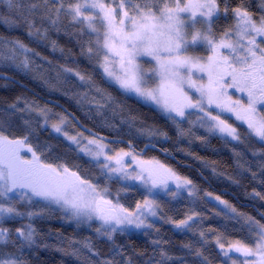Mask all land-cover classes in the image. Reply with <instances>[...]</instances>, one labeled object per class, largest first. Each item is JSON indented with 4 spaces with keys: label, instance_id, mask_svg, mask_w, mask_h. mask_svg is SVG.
Wrapping results in <instances>:
<instances>
[{
    "label": "snow or ice",
    "instance_id": "1",
    "mask_svg": "<svg viewBox=\"0 0 264 264\" xmlns=\"http://www.w3.org/2000/svg\"><path fill=\"white\" fill-rule=\"evenodd\" d=\"M0 4L9 13L0 15V22L25 29L27 36L37 41H48L53 50L57 43L50 40V32L73 35L81 55L95 61L109 84L155 105L176 126L179 136L191 133V128L186 133L181 125V121H187L243 143L238 127L225 115L230 114L246 125L250 137L264 145V0H0ZM220 24L223 27L217 31ZM33 56L47 59L19 38L0 36V63L11 62L28 70L35 64ZM63 71L78 77L105 101L101 103L95 96L89 100V93L84 92L78 103L94 101L99 110L113 102V97L87 73L69 67ZM20 103L18 97L0 110V264H27L23 250L40 247V234L31 220L44 215L45 207L56 206L66 214L62 218L74 220L77 226L100 221L97 235L112 241L117 231L154 228L149 218L159 219L163 212L157 190L173 198L182 189L196 196L193 182L158 158H145L131 144L127 150L114 146L91 129L87 135L83 130L69 132V127L75 129L76 125L68 115L34 102L24 101L23 107L18 106ZM18 113L17 122L14 117ZM194 115L195 121L191 119ZM48 127L89 158L92 167L100 170L103 186L99 177L83 175L79 165L49 157L51 145L35 142L38 129ZM146 134L168 138L167 133L153 129H147ZM252 155L264 156V152L253 151ZM117 178L135 181L145 190L134 210L120 203L119 192L116 199L110 198L107 182ZM130 189L125 184L119 191ZM213 198L236 216L242 215L219 196ZM40 202L43 206L36 211L17 207ZM198 215L193 212L180 220L167 217L165 222L192 231L190 222ZM17 217H26L29 223L14 230L4 226L6 220ZM243 219L248 239L230 240L226 245L221 234L216 238L217 246L231 264H264V223L252 217ZM200 236L207 243L205 233ZM57 239L64 243L59 234ZM67 243V249L56 250L79 257L80 249L73 245L80 244L93 256L98 255L90 239ZM160 243L153 241L155 245ZM184 247L191 249L192 245ZM113 251L112 259L98 264H120L115 256L124 252L114 241ZM159 255L160 261L154 264L172 259L164 250ZM196 255H201L198 249ZM127 264H131L130 258Z\"/></svg>",
    "mask_w": 264,
    "mask_h": 264
},
{
    "label": "trees",
    "instance_id": "2",
    "mask_svg": "<svg viewBox=\"0 0 264 264\" xmlns=\"http://www.w3.org/2000/svg\"><path fill=\"white\" fill-rule=\"evenodd\" d=\"M0 15H9L3 4H0ZM221 27L223 24L217 26V31ZM0 36L6 39L19 38L47 58L41 60L40 57L33 56L35 64H31L28 70L17 68L11 62L0 63V75L7 77L0 78V110L19 97L21 98L19 107L24 106V101L34 102L40 107H51L58 113L71 114L85 129H91L93 133L122 142L112 143L114 146L127 149L131 144L137 152H141L146 148L145 145L154 144L159 152L146 150L145 156L158 158L171 166L178 174L190 179L196 189V196L183 193L176 198L169 194L166 197H159L163 212L148 234L128 235L117 232L113 235L112 241L98 236L86 227H75L62 222L58 211L45 207L44 215L31 220L33 227L40 234L38 238L40 247L23 250L22 256L27 264H98L99 261L113 258V241L124 252L123 256H115V260L120 264H127L129 258L131 264H154L161 259L160 250H164L172 257L161 264H225L216 243L217 236L222 234L226 245L230 240H247V226L243 217H252L264 223V199H261V196H264V170L261 169L264 156L252 155L253 151L264 152V145L250 137L244 127H238L243 143H233L214 137L188 122H181V125L186 133L191 128V133L179 136L176 126L161 117L156 109L125 97L116 87L107 84L98 73L95 61L90 62L86 56L81 55L80 45L73 35L50 32V40L57 43L56 50L52 49L48 41H37L33 37H28L25 29L2 22ZM61 48L63 52L59 50ZM61 61L69 62L70 65L61 64ZM64 67L90 75L96 85L113 97V102L99 110L94 101L78 103L84 92L89 93V100L95 96L101 103L105 101L98 93L89 91L88 86L78 77L65 73ZM44 99L56 102L59 107L45 104ZM19 115L21 114L18 113L14 117L17 122ZM147 129L165 132L168 138L159 135L149 136L146 134ZM35 142L51 145L49 157H59L69 165H79L83 175L90 178L99 177L98 182L101 186L104 185V178L99 175L100 170L92 167L90 161L79 155L62 137L53 134L50 127L38 129ZM107 183L112 193L110 198L116 199L119 192V201L126 208L134 209L136 202L143 199V195L135 190H130L124 195L119 191L122 184L115 180ZM205 193H211L212 196H206ZM254 193H260V196ZM216 196L227 201L242 215L236 216L235 213H231L213 198ZM216 203H219L220 207ZM17 207L21 211H36L42 204L34 206L23 203ZM193 212L199 215L194 219L192 231L175 232L171 224L165 222L167 217L180 220ZM28 223L26 217H17L6 220L4 226L14 230ZM201 232L205 233L207 243L201 238ZM58 234L64 243L57 239ZM86 239L91 240L98 255L93 256L80 244L73 245V248L80 249L79 257L65 255L56 250L60 247L67 249L68 240ZM154 240H160L161 243L155 245ZM44 244L53 247L45 248ZM185 244L192 245V248H185ZM197 249L201 252L200 256L196 255Z\"/></svg>",
    "mask_w": 264,
    "mask_h": 264
},
{
    "label": "rangeland",
    "instance_id": "3",
    "mask_svg": "<svg viewBox=\"0 0 264 264\" xmlns=\"http://www.w3.org/2000/svg\"><path fill=\"white\" fill-rule=\"evenodd\" d=\"M202 51V53L201 54H204L203 53V50H201ZM56 61V60H55ZM61 64H64V65H70V63L69 62H65V61H61L60 62ZM97 70H98V73L101 75V77L103 78V80L107 83V84H109L108 83V81L106 80V78H104L103 77V75H102V70L101 69H99L98 67H97ZM70 74H72V73H70ZM73 75V74H72ZM75 76V75H74ZM109 85H112V86H114V87H116L125 97H128V98H131V99H133V100H135L136 102H138V103H140L141 105H144V106H146V107H150V108H154V109H156L157 110V112L159 113V115L161 116V117H163L164 119H166V120H168L167 119V117H166V115H164L163 113H161L156 107H155V105H152L151 103H146L145 101H143V100H141V99H139V98H137L136 96H134V95H129V94H125V93H123L116 85H114V84H109ZM230 91H232V90H230ZM234 95H236V96H238L239 95V93H234ZM50 109H52V111L53 112H55V113H58V112H56L53 108H51V107H49ZM198 115H202V113H200V114H198ZM225 115H228V122L229 123H233L235 126H237V127H240V126H242V127H244L246 130H247V127H246V125H243V124H241L239 121H236L235 120V117H233V116H230V114H225ZM179 119V118H178ZM191 119L193 120V121H195L196 119H197V116H192L191 117ZM170 121V120H169ZM181 122H187V121H181ZM196 127L198 128V129H200V130H202V131H204V132H206V133H208L209 135H212V136H214V137H218V138H221V139H224V140H228V141H230V142H233V143H237L238 141H234V140H232L230 137H225V136H223L222 134H220L219 132H216V131H208L206 128H203V127H199V125L197 124L196 125ZM50 130H51V132L53 133V134H55V135H57V136H60L59 134H57V133H55V132H53L52 131V129L50 128ZM75 130H79L78 128H72V127H69V132H74ZM248 131V130H247ZM87 135V134H86ZM60 137H62L74 150H75V145H72L69 141H67L63 136H60ZM259 142V141H258ZM127 150V149H126ZM149 150V149H148ZM76 151V150H75ZM77 152V151H76ZM79 155H81L82 157H84V158H86L87 160H89V158L87 157V156H84L82 153H79V152H77ZM145 154V153H144ZM143 154V156L145 157V158H152V157H150V156H145ZM113 180H115V181H117V182H119V183H121L122 184V187H124V185L125 184H127V185H130L131 186V189L130 190H135V191H138L139 192V194H142L143 195V198H144V196H145V190L143 189V188H141L140 187V185L137 183V182H135V181H121V180H119L118 178L117 179H113ZM171 187H174V185H170ZM129 190V191H130ZM129 191H127V192H123V194L125 195V193H128ZM183 193H188L186 190H180V194H183ZM166 196H168V194H165V193H163V192H161V191H159V190H157V199H159V197H166ZM41 204H42V206H43V202H40ZM216 205H218L219 206V203H216ZM220 207V206H219ZM49 209V208H48ZM52 211H58L60 214H61V219H62V222H64V223H66V224H69V225H72V226H75V227H86L87 229H90V230H92V231H94L95 233H96V231H95V229L96 228H98L99 226H100V221H98V220H93L92 222H91V225L89 226L88 224H81L80 226H77V224H76V222L74 221V220H72V221H69L68 219H66V218H62V217H65L66 216V214L64 213V212H62L59 208H57L56 206H52ZM134 210V209H133ZM150 219V222H152L153 224L155 223V222H157V219H154V218H149ZM193 222H194V220L193 221H191L190 223L191 224H193ZM171 223H168V225H170ZM171 228H172V230L173 231H177V232H189L188 230H181V229H177V228H175V226L173 225V224H171ZM153 229V228H152ZM152 229H130V230H128V231H126V232H123V234H128V235H130V234H136V235H145V233H147L148 234V231H152ZM118 233H121L120 231H117ZM116 232V233H117ZM97 234V233H96ZM219 251L221 252V250L219 249ZM221 254H222V252H221ZM230 255H238V254H235V253H230ZM222 258H223V261L225 262V264H231V261H229L228 260V258L227 257H225L223 254H222ZM240 259H243V257H240Z\"/></svg>",
    "mask_w": 264,
    "mask_h": 264
},
{
    "label": "water",
    "instance_id": "4",
    "mask_svg": "<svg viewBox=\"0 0 264 264\" xmlns=\"http://www.w3.org/2000/svg\"><path fill=\"white\" fill-rule=\"evenodd\" d=\"M0 78H2V79H6L7 77H5V76H2V75H0ZM44 103L45 104H47V105H50V106H54V107H59V105L56 103V102H54V101H51V100H47V99H44ZM65 112V111H64ZM66 113V112H65ZM66 115H68L69 116V118L72 120V122L76 125V127L79 129V130H83L86 134H88V132H87V129H85L73 116H71V114H66ZM98 135V134H97ZM99 136H101V135H99ZM103 137V136H102ZM106 138V137H105ZM107 139V138H106ZM107 141H109V142H111V143H115V144H117V143H122L121 141H119V140H113V139H107ZM157 150L155 147H151V146H149V147H147V148H145V149H143L142 151H141V153H142V155L146 152V150ZM158 152H159V150H157ZM264 218V217H263Z\"/></svg>",
    "mask_w": 264,
    "mask_h": 264
},
{
    "label": "flooded vegetation",
    "instance_id": "5",
    "mask_svg": "<svg viewBox=\"0 0 264 264\" xmlns=\"http://www.w3.org/2000/svg\"><path fill=\"white\" fill-rule=\"evenodd\" d=\"M145 155V154H144Z\"/></svg>",
    "mask_w": 264,
    "mask_h": 264
}]
</instances>
